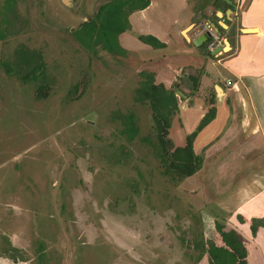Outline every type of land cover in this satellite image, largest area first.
I'll return each instance as SVG.
<instances>
[{
  "label": "rangeland",
  "instance_id": "obj_1",
  "mask_svg": "<svg viewBox=\"0 0 264 264\" xmlns=\"http://www.w3.org/2000/svg\"><path fill=\"white\" fill-rule=\"evenodd\" d=\"M108 1L0 0V264H209L206 240H218L226 210L255 192L239 189L254 170L229 179L208 163L181 181L165 176L152 110L135 99L141 71L186 96L177 94L169 129L172 149L180 146L187 109L205 97L184 82L192 84L187 71L201 66L203 86L214 73L223 83V62H214L235 52L241 8L229 22L217 16L229 10L221 0H151L130 15L118 56L88 50L73 34ZM207 20L223 36L206 55L187 38L210 30ZM154 33L166 47L139 40ZM210 48L223 51L213 57ZM33 52L45 66L38 81L28 75L35 65L20 59ZM202 55L209 61L200 64ZM129 114L134 139L124 132ZM258 254L263 263L264 249Z\"/></svg>",
  "mask_w": 264,
  "mask_h": 264
},
{
  "label": "crops",
  "instance_id": "obj_2",
  "mask_svg": "<svg viewBox=\"0 0 264 264\" xmlns=\"http://www.w3.org/2000/svg\"><path fill=\"white\" fill-rule=\"evenodd\" d=\"M230 1L235 9L239 7L242 10L238 37L233 47L231 46V49H236L233 54H226V57L218 58L214 62L215 65L223 62L222 69L227 76L221 83L214 71H211V74L214 73L212 79L203 86L202 82L206 76H201L202 67L193 65L189 67L186 76H189V80L194 78L198 81V93L205 97L203 101L196 95L193 106L187 109L188 113L185 114L186 117L184 116V132L182 131L183 143L178 147L186 144V137L195 131L209 109L215 107L216 115L196 137L194 151L203 155V165L213 164L219 174H224L229 179H232L236 169L254 170L247 173L251 181L239 183V189L244 193L249 186H254L255 192L244 195V201L234 209L226 210L228 224L222 229L235 230L241 240L243 239L245 247L255 249L247 252L248 264H264L260 260L261 255L258 254L264 249V227H259L254 233L250 225V220L254 217L264 219V0H234V3L238 2L237 5L233 4V0ZM222 9L220 7V10ZM205 13L209 15L207 11ZM206 22L211 27V22L209 20ZM219 24L221 25L220 22ZM246 29H255L256 32H245ZM206 31H201L187 42L189 44L197 42L198 45H194L200 50L201 46L205 45L200 38ZM153 35L162 41L161 34ZM209 50L214 51L213 48ZM210 55L216 57L212 52ZM199 59L202 64L209 58L203 56L202 60L199 56ZM181 70L183 69L179 71ZM228 79L231 80L229 85L226 83ZM217 87H220V93ZM205 99H208V102ZM201 104L206 107L202 108ZM236 199L239 202V198ZM217 235L218 240H206L209 248L223 244L218 231Z\"/></svg>",
  "mask_w": 264,
  "mask_h": 264
},
{
  "label": "trees",
  "instance_id": "obj_3",
  "mask_svg": "<svg viewBox=\"0 0 264 264\" xmlns=\"http://www.w3.org/2000/svg\"><path fill=\"white\" fill-rule=\"evenodd\" d=\"M221 1L228 8L231 7L225 1ZM150 3L151 0H110L98 9L94 19L84 22L73 34L78 42L88 50L94 52L95 47H102L111 54L123 56L125 50L119 44V35L130 28V15L146 9ZM139 40L154 49L166 47L165 43L153 35H141ZM201 49L206 52L207 48L202 45ZM20 56H22L21 61L29 67L35 65L28 73L32 76L30 80L38 81L41 76L45 75V66L42 65L43 63H39L40 56L38 54L33 52L31 55L24 53ZM140 76L142 80L136 90L135 99L140 103H148L152 110L157 138L154 145L162 163L163 174L178 181L190 178L200 170L204 162L203 155L196 154L194 151V141L198 134L214 119L216 109L215 107L209 109L195 131L186 137V144L183 147L172 149L173 142L169 138V129L172 124V116L179 110L177 94L167 90L163 84L156 83L155 74L152 72L141 71ZM22 80L27 82L29 76L22 77ZM190 81L194 88H197L196 79H190ZM38 91V97L45 96L43 86H40ZM134 119L133 114L124 117V132L129 139H134L138 134L139 129L136 127ZM259 227H264V219H253L252 231L255 233ZM218 233L223 244L209 248L204 252L208 255L209 264H248L247 249L239 234L235 230L225 231L222 228L218 229Z\"/></svg>",
  "mask_w": 264,
  "mask_h": 264
},
{
  "label": "water",
  "instance_id": "obj_4",
  "mask_svg": "<svg viewBox=\"0 0 264 264\" xmlns=\"http://www.w3.org/2000/svg\"><path fill=\"white\" fill-rule=\"evenodd\" d=\"M223 1H226L230 6H233L232 5V2L230 1V0H223ZM62 2H63V4H65V5H69L70 4V2H71V0H62ZM224 12L222 11V10H219L218 12H217V16L218 17H220V18H222V15H224L223 14ZM230 14H232V10L231 9H229V10H227V12H226V15L227 16H230ZM230 18V17H229ZM231 19V18H230ZM224 21H225V19H224ZM210 30H207L204 34H203V36L200 38V41L202 42H205V46L206 47H210L212 44H214V42H215V40H216V38H219V37H221V36H223V34L219 31V29L213 24V23H211L210 24ZM192 27H194V25L192 26ZM226 28H228V26L226 27ZM245 32H249V33H251V32H256V30L254 29H246V30H244ZM187 38V37H186ZM187 40L189 41L190 39H188L187 38ZM193 44H195V45H198V43L197 42H193ZM225 44H228V42L225 40ZM223 51V50H222ZM222 51H221V48H217V49H215L214 51H212V55H214V56H218V54L219 53H222ZM185 80H184V82H186V84H188L187 86H189V87H193V85L192 84H189L188 82H187V79L186 78H184ZM217 89H218V92L220 93L221 92V89H220V87H217ZM177 94L178 95H180V96H182V97H185L184 96V94L182 93V92H180V91H178L177 92Z\"/></svg>",
  "mask_w": 264,
  "mask_h": 264
},
{
  "label": "flooded vegetation",
  "instance_id": "obj_5",
  "mask_svg": "<svg viewBox=\"0 0 264 264\" xmlns=\"http://www.w3.org/2000/svg\"><path fill=\"white\" fill-rule=\"evenodd\" d=\"M229 9H231L232 10V14L235 12V6H231ZM144 11V10H143ZM143 11H138V12H134V13H140V12H143ZM224 12V11H223ZM224 17H225V21H229V22H231L232 21V19H230L229 18V16H227L226 15V12H224ZM211 22V21H210ZM211 23H213V22H211Z\"/></svg>",
  "mask_w": 264,
  "mask_h": 264
},
{
  "label": "built area",
  "instance_id": "obj_6",
  "mask_svg": "<svg viewBox=\"0 0 264 264\" xmlns=\"http://www.w3.org/2000/svg\"><path fill=\"white\" fill-rule=\"evenodd\" d=\"M227 84L229 85V84H230V82H229V81H227Z\"/></svg>",
  "mask_w": 264,
  "mask_h": 264
}]
</instances>
